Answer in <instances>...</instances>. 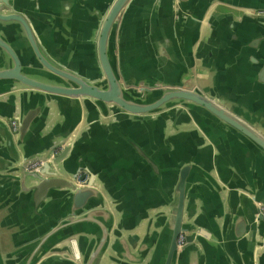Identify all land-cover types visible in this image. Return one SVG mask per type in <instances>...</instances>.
<instances>
[{"label":"water","instance_id":"obj_1","mask_svg":"<svg viewBox=\"0 0 264 264\" xmlns=\"http://www.w3.org/2000/svg\"><path fill=\"white\" fill-rule=\"evenodd\" d=\"M132 1L112 0L99 16L96 75L46 48L33 15L47 0H0V208L6 210L0 264H178L198 251L195 241L204 243L201 228L185 220L188 176L196 165H181L174 198L154 207L155 220L153 207L113 205L107 157L78 151L86 138L76 133L84 116L92 123L124 115L167 123L187 110L199 131L207 133L206 121L211 127L221 123L264 158V124L254 123L262 112L247 116L197 86L129 82L115 58L114 35ZM28 7L34 10L28 13ZM255 17L264 22V9ZM35 161L41 166L30 170ZM252 200L245 214L263 228L264 200ZM3 228L8 233L2 236Z\"/></svg>","mask_w":264,"mask_h":264},{"label":"crops","instance_id":"obj_2","mask_svg":"<svg viewBox=\"0 0 264 264\" xmlns=\"http://www.w3.org/2000/svg\"><path fill=\"white\" fill-rule=\"evenodd\" d=\"M111 1L47 0L33 16L48 51L79 71L99 74L95 32ZM263 9L260 0H133L114 35L115 58L130 83L197 86L247 116L264 114V22L255 17ZM188 116L178 111L167 123L127 115L92 123L84 116L76 133L86 138L78 151L107 157L113 205L153 207V220L154 207L174 198L181 165L195 164L185 220L201 228L204 243L195 241L198 251L178 264H196L195 256L197 264H264V227L245 214L255 195L264 200V158L223 124L206 121L205 134ZM254 123L264 124V118L256 116ZM5 211L0 208V218Z\"/></svg>","mask_w":264,"mask_h":264},{"label":"built area","instance_id":"obj_3","mask_svg":"<svg viewBox=\"0 0 264 264\" xmlns=\"http://www.w3.org/2000/svg\"><path fill=\"white\" fill-rule=\"evenodd\" d=\"M40 166H41V162L40 161H35V162H33V163L30 164L29 169L30 170H36ZM261 211L264 213V206L261 207Z\"/></svg>","mask_w":264,"mask_h":264}]
</instances>
